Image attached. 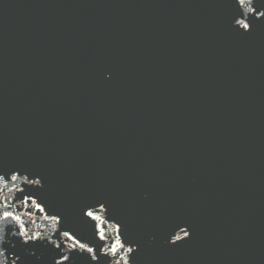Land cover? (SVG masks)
Returning a JSON list of instances; mask_svg holds the SVG:
<instances>
[{"label":"water","instance_id":"95a60500","mask_svg":"<svg viewBox=\"0 0 264 264\" xmlns=\"http://www.w3.org/2000/svg\"><path fill=\"white\" fill-rule=\"evenodd\" d=\"M0 264H264V0H0Z\"/></svg>","mask_w":264,"mask_h":264}]
</instances>
